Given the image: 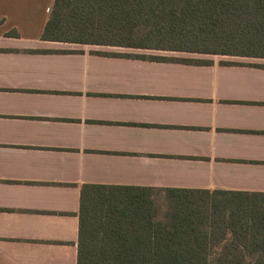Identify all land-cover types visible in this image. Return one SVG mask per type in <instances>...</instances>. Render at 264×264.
Masks as SVG:
<instances>
[{"label":"crops","instance_id":"1","mask_svg":"<svg viewBox=\"0 0 264 264\" xmlns=\"http://www.w3.org/2000/svg\"><path fill=\"white\" fill-rule=\"evenodd\" d=\"M52 2L0 0V264H77L83 186L264 196V58L42 41Z\"/></svg>","mask_w":264,"mask_h":264},{"label":"trees","instance_id":"2","mask_svg":"<svg viewBox=\"0 0 264 264\" xmlns=\"http://www.w3.org/2000/svg\"><path fill=\"white\" fill-rule=\"evenodd\" d=\"M40 39L264 58V0H53ZM169 192L81 187L77 264H264V196Z\"/></svg>","mask_w":264,"mask_h":264}]
</instances>
